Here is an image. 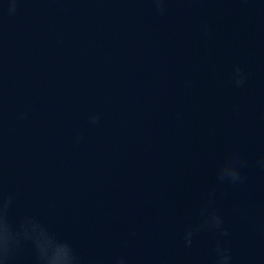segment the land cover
I'll return each mask as SVG.
<instances>
[{
  "label": "water",
  "instance_id": "obj_1",
  "mask_svg": "<svg viewBox=\"0 0 264 264\" xmlns=\"http://www.w3.org/2000/svg\"><path fill=\"white\" fill-rule=\"evenodd\" d=\"M11 7L0 0V179L13 220L37 217L85 264H214L218 240L234 264H264V0H167L164 15L150 0ZM236 66L243 88L230 83ZM234 151L247 181L220 183ZM209 193L230 235L186 247ZM18 264H34L30 248Z\"/></svg>",
  "mask_w": 264,
  "mask_h": 264
},
{
  "label": "clouds",
  "instance_id": "obj_2",
  "mask_svg": "<svg viewBox=\"0 0 264 264\" xmlns=\"http://www.w3.org/2000/svg\"><path fill=\"white\" fill-rule=\"evenodd\" d=\"M18 0H12L10 11L15 13ZM154 10L159 15L165 14L167 0H150ZM248 80L245 71L239 66L234 67L230 83L235 88H243ZM21 120L27 118V113L19 117ZM101 117L93 115L89 124L95 126L100 123ZM82 137H77V143ZM264 169V157L257 162ZM248 161L239 152L230 153L217 169V180L220 183L241 185L247 181L244 169ZM214 193L208 195V206L201 210L200 223L189 227L184 233L186 247H191L197 235L204 232H214L221 238H227L230 233L225 227L224 218L211 211L214 204ZM16 196L14 193H5L2 179H0V264H18L20 258L27 248L34 254V264H85L84 258L78 254L71 242L62 240L44 223L33 215H24L19 221H14L11 212ZM131 237L135 233L130 234ZM214 264H234V257L230 248L226 247L220 240L214 248ZM111 264H128V259L119 256L111 261Z\"/></svg>",
  "mask_w": 264,
  "mask_h": 264
}]
</instances>
